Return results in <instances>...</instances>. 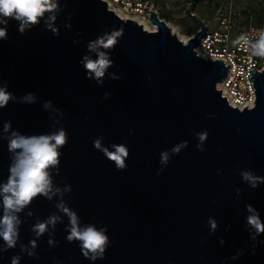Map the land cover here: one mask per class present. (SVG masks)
Here are the masks:
<instances>
[{
  "label": "water",
  "instance_id": "95a60500",
  "mask_svg": "<svg viewBox=\"0 0 264 264\" xmlns=\"http://www.w3.org/2000/svg\"><path fill=\"white\" fill-rule=\"evenodd\" d=\"M69 14L70 29L64 27ZM192 16L199 28L184 42L152 8L156 29L147 30L121 18L104 0H67L56 21L59 35L43 25L21 34L12 22L8 39L0 40V80L17 95L34 91L38 96L35 103L10 102L0 109V127L11 119L24 132L53 130L43 101L51 99L64 110L61 123L69 140L62 147L61 171L52 175L57 184H72L66 198L85 223L95 219L108 225L113 243L95 264H264V244L252 253L244 227L247 204L264 216V184L251 188L238 171L250 167L264 175V70L251 69L255 106H231L216 87L228 64L197 54L207 25ZM97 36L115 41L109 49L115 60L111 70L121 75L106 79L103 87L88 79L79 63L87 41ZM105 90L111 92L107 98ZM204 129L208 137L201 151L195 134ZM100 134L105 145L127 142L125 169L93 146ZM180 141L188 146L157 175L161 150ZM9 163L7 141L0 139V179ZM237 186L242 188L238 198ZM30 207L41 218L55 210L54 201L43 197ZM210 215L219 222L214 234L206 223ZM34 220L27 218L21 227L25 242ZM55 239L60 243L49 247L45 233L39 259L25 255L22 264L57 259L90 264L78 245L65 239L63 224L57 225ZM18 251L0 255V264H10ZM240 251L238 259L224 261Z\"/></svg>",
  "mask_w": 264,
  "mask_h": 264
},
{
  "label": "clouds",
  "instance_id": "9594fccd",
  "mask_svg": "<svg viewBox=\"0 0 264 264\" xmlns=\"http://www.w3.org/2000/svg\"><path fill=\"white\" fill-rule=\"evenodd\" d=\"M67 7V0H0V40H6L9 36V28L15 22L17 31L24 34L37 25L51 30L59 35V25L56 23L63 9ZM64 27L71 28V14L68 15ZM77 36L74 43H79ZM115 41L111 38L97 36L87 41L85 51L79 63L85 70L88 79L95 81L101 87L106 79H121L119 72L111 70L115 60L112 58L111 49ZM233 44L239 45L251 56L264 57V30H261L256 40H250L247 34H241ZM148 79H151L149 75ZM111 92L105 90L103 96L109 97ZM38 100L34 91H27L20 95L9 88L5 79L0 80V109L6 108L10 102L32 104ZM42 108L49 112L53 119V130L40 132H24L13 127L11 119L5 120L0 127V139L7 141V151L10 163L7 166L6 178L0 179V255L9 249L18 248L19 251L11 256L10 264H22L25 255L39 259L37 248L40 239L48 234L49 247H55L60 243L55 239L58 224L64 225L65 239L76 243L82 255L95 264L98 259L106 256L108 247L113 243L108 232L107 224H99L95 219L85 223L79 211L69 203L66 194L71 193L72 184L54 182L52 171L56 174L61 171L62 147L69 140L68 130L62 125L61 118L64 110L55 105L51 99L44 100ZM215 114H209L214 116ZM130 133L134 130L130 129ZM239 131V129H237ZM198 143L196 147L204 151L205 141L208 137L206 129L197 132ZM93 146L102 151L115 166L123 170L127 167L129 146L127 142L121 144L105 145L103 134L93 140ZM188 146L187 141H180L171 148L160 152V168L157 175L163 173L164 168L170 162L173 154H178ZM111 148V150H110ZM241 179L251 188H258L264 184V175L257 173L252 168L238 169ZM222 169H217L220 174ZM242 188L237 186L235 193L240 196ZM43 197L54 201L55 210L41 218L30 207L34 199ZM244 227L248 231L249 238L253 241L252 253L257 246L264 244L261 238L264 234V216L259 209L249 203L246 206ZM29 217H35L30 228L32 236L25 242L21 237V227ZM65 218L67 222L65 223ZM210 234H214L219 222L215 216H208L206 221ZM224 238L219 239L221 245L225 244ZM240 251L231 257L236 260L242 255ZM71 260V257H69ZM54 264H64L61 259L54 260ZM169 264H172L170 261Z\"/></svg>",
  "mask_w": 264,
  "mask_h": 264
},
{
  "label": "built area",
  "instance_id": "2783aa9c",
  "mask_svg": "<svg viewBox=\"0 0 264 264\" xmlns=\"http://www.w3.org/2000/svg\"><path fill=\"white\" fill-rule=\"evenodd\" d=\"M107 7L123 19H131L141 24L151 23L150 9L155 7L154 0H104ZM207 25V24H206ZM264 24L248 23L240 31L235 32L233 12L229 11L218 19L217 26L212 28L207 25L205 35L195 47L197 54L214 60H222L228 64L226 76L216 84L229 104L242 110L255 106V87L251 79V69L264 70V57L251 56L249 51L244 50L233 41L242 33L247 34L250 40H256ZM188 38V37H187ZM187 41V39H186Z\"/></svg>",
  "mask_w": 264,
  "mask_h": 264
},
{
  "label": "rangeland",
  "instance_id": "374dc122",
  "mask_svg": "<svg viewBox=\"0 0 264 264\" xmlns=\"http://www.w3.org/2000/svg\"><path fill=\"white\" fill-rule=\"evenodd\" d=\"M160 19L176 30L177 34L186 36L194 32L196 24L188 17L189 0H154ZM232 10L235 32L240 31L248 23L258 22V16L264 18V0H202L195 6V12L207 25L214 28L218 19ZM171 28V29H172Z\"/></svg>",
  "mask_w": 264,
  "mask_h": 264
},
{
  "label": "trees",
  "instance_id": "16d2710c",
  "mask_svg": "<svg viewBox=\"0 0 264 264\" xmlns=\"http://www.w3.org/2000/svg\"><path fill=\"white\" fill-rule=\"evenodd\" d=\"M189 2H190V5H191V6L187 8L188 17H189L194 23H196V20H195V19L193 18V16H191L190 14L195 12V6H196V4L202 2V0H189ZM257 20H258L257 24H259V25L264 24V18H263V16L259 15ZM191 34H193V32H190V35H191Z\"/></svg>",
  "mask_w": 264,
  "mask_h": 264
},
{
  "label": "bare ground",
  "instance_id": "6f19581e",
  "mask_svg": "<svg viewBox=\"0 0 264 264\" xmlns=\"http://www.w3.org/2000/svg\"><path fill=\"white\" fill-rule=\"evenodd\" d=\"M143 26H144V28L145 29H147V30H155L156 29V25L155 24H153V23H148V22H144V23H141ZM170 27V26H169ZM170 28H172V27H170ZM171 31L173 32V33H176V30L175 29H171ZM177 34V33H176ZM184 42H186V36H183V35H180V34H177Z\"/></svg>",
  "mask_w": 264,
  "mask_h": 264
},
{
  "label": "flooded vegetation",
  "instance_id": "af4514ba",
  "mask_svg": "<svg viewBox=\"0 0 264 264\" xmlns=\"http://www.w3.org/2000/svg\"><path fill=\"white\" fill-rule=\"evenodd\" d=\"M195 24H196V29H195V31L193 33H195L198 30V28H199L197 22Z\"/></svg>",
  "mask_w": 264,
  "mask_h": 264
}]
</instances>
